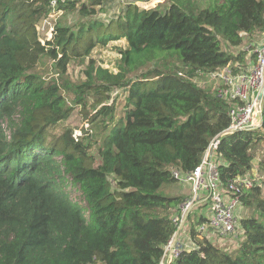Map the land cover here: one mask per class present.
I'll return each mask as SVG.
<instances>
[{"label": "trees", "instance_id": "16d2710c", "mask_svg": "<svg viewBox=\"0 0 264 264\" xmlns=\"http://www.w3.org/2000/svg\"><path fill=\"white\" fill-rule=\"evenodd\" d=\"M50 2L0 0V264H161L186 199L160 191L179 182L174 171L193 173L230 125L232 102L197 81L247 63V50L230 49L264 32V0L130 3L106 25L95 18L105 0H59L57 10L85 20L77 30L58 24L43 44L38 26ZM121 39L117 72L89 59ZM87 59L84 79L72 81L69 65ZM46 60L56 77L37 71ZM117 88L127 90L119 119L108 105ZM74 106L88 107L83 131L98 132L99 165L88 136L76 140L62 125ZM262 118L256 130L220 138L222 188L254 174L264 98ZM239 199L250 212L239 220V248L200 238L208 217L198 205L186 225L195 246L171 264H264V185L255 180Z\"/></svg>", "mask_w": 264, "mask_h": 264}, {"label": "built area", "instance_id": "2783aa9c", "mask_svg": "<svg viewBox=\"0 0 264 264\" xmlns=\"http://www.w3.org/2000/svg\"><path fill=\"white\" fill-rule=\"evenodd\" d=\"M58 1L51 0L52 11L41 23L42 27L48 29L51 36L54 35L56 28L53 17L57 13H62L61 10H57ZM115 1L123 5L130 3L139 5L138 0ZM39 27L40 25L38 30ZM260 39L259 42H250L245 47L244 50L249 52L246 65L228 66L213 75L219 81V87H216L215 92L220 98L232 102L229 111L230 125L222 135L212 140L201 164L193 173L182 175L179 171H174V177L179 183L190 185L191 198L179 207V213L173 217L176 232L164 248L161 261L163 264H171L186 250L181 235L186 231L192 211L200 204L208 205L209 210L207 221L198 227L202 238H207L218 247H226L227 242L236 237L239 228L244 235L239 223L240 217H238L241 207L239 195L244 188H251L256 179L251 176L240 177L228 184L226 189L222 188L218 165L214 161V152L223 136L256 130L262 125L263 99H260V94L264 90V32ZM85 129H89L88 124ZM80 136L81 132L75 131L74 138L78 140ZM225 250L230 248L227 247Z\"/></svg>", "mask_w": 264, "mask_h": 264}, {"label": "rangeland", "instance_id": "374dc122", "mask_svg": "<svg viewBox=\"0 0 264 264\" xmlns=\"http://www.w3.org/2000/svg\"><path fill=\"white\" fill-rule=\"evenodd\" d=\"M87 1V0H85ZM156 0H146V1H139V6L146 8V9H151L156 6ZM123 4L117 3L115 0L107 1L105 0V6L102 8L98 14L95 16V18L105 25L112 21L115 20L118 17V14L121 11V7ZM55 17V18H54ZM53 17V22L55 24V27L60 24V25H65L68 27L74 28V30H77L78 26L80 23H82L85 18L80 16L76 11L74 12H63L62 13H57L56 16ZM39 34L42 40V43H45V38L52 39L53 36L50 35L48 29L46 27H42V24H40L39 27ZM262 33H258L251 39V43L259 42L261 39ZM254 40V42H253ZM248 40H246L243 45L240 48L237 49H230V52L232 54L237 55L239 51H242L245 49L247 45L250 44ZM126 46V41L124 39L118 40L111 42L106 48H96L92 52V56L89 59H94L97 63L98 66L101 65V67L110 69L113 72H117V63L120 59V54L117 50V47H125ZM226 50V48L224 47ZM229 50V49H228ZM89 59L86 61H81L77 62L75 61L71 65H69L68 68V74L69 77L72 79L74 82H78L81 79H84V72L86 70V67L88 65L87 62H89ZM246 64V63H245ZM244 64V65H245ZM145 69L144 71H146ZM41 72L45 77L47 78H53L55 76V70L53 69V62L46 60L45 63H42L39 65L38 70ZM222 71V70H221ZM220 72V71H219ZM214 74L206 76L203 80L197 81L199 85L207 87L210 91L216 90V87H219V81L213 77ZM126 89H114L111 92V100L108 102V105L115 104L116 107V119H119L123 117V111H124V106H125V100H126ZM68 100L70 103L72 102V96H68ZM88 111V107L82 109L81 106H74L73 112L71 113L70 117L62 124L64 127L72 129L77 133L81 132V138H87L88 135L84 134L83 129H85L86 124L90 126V124L87 122L86 117L84 116L85 112ZM91 115L88 114V118ZM98 132L93 129L92 134L88 136V138L92 141V150L90 151V154L96 159L95 165H99L100 159H99V152H98V147H99V139L97 138L99 135ZM87 138V139H88ZM85 142L87 143V140L85 139ZM94 142H97L95 144ZM255 155V160H254V168L252 174V177L258 181V183H262L264 185V168L261 166V162L264 160V143L260 144L254 151ZM71 190L73 192L74 197L76 199L79 198L80 194L78 192V188L76 186H72ZM163 195L165 196H170V197H181L182 199H188L191 198V187L190 185L186 184H181L179 182L172 184V185H165L161 191ZM82 203H84L82 200H79ZM250 215V212L244 208L240 207L238 211V217H247ZM200 238L201 235H199ZM244 240V235H242V231L238 230V233L235 238L230 239V241L227 242L226 247H220L222 249H226L227 247L230 248V250H235L240 247ZM230 243V244H229ZM230 250H225L229 252ZM163 264V262L161 263ZM165 264V263H164Z\"/></svg>", "mask_w": 264, "mask_h": 264}, {"label": "crops", "instance_id": "0c3cea01", "mask_svg": "<svg viewBox=\"0 0 264 264\" xmlns=\"http://www.w3.org/2000/svg\"><path fill=\"white\" fill-rule=\"evenodd\" d=\"M156 2H157L156 5H158V4L164 3V0H156ZM253 42H254V40H253ZM254 172H255V170H254ZM199 206H201V208L199 209L198 214H201L204 217L205 216L208 217L209 216V210L206 207H204L205 205L200 204ZM181 240H182V243H183L185 249H191L195 246L194 242L192 241L191 235H189V229L188 228H186V231L184 232V234L181 235Z\"/></svg>", "mask_w": 264, "mask_h": 264}, {"label": "water", "instance_id": "95a60500", "mask_svg": "<svg viewBox=\"0 0 264 264\" xmlns=\"http://www.w3.org/2000/svg\"><path fill=\"white\" fill-rule=\"evenodd\" d=\"M264 98V90L260 94V99L262 100Z\"/></svg>", "mask_w": 264, "mask_h": 264}]
</instances>
